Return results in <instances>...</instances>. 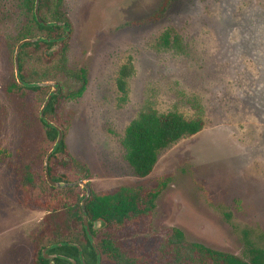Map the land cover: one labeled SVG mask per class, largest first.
Here are the masks:
<instances>
[{
	"label": "rangeland",
	"instance_id": "374dc122",
	"mask_svg": "<svg viewBox=\"0 0 264 264\" xmlns=\"http://www.w3.org/2000/svg\"><path fill=\"white\" fill-rule=\"evenodd\" d=\"M10 5L0 0V18ZM63 5L71 28L68 63L86 69L89 82L59 117L72 156L92 170L84 180L97 192L165 185L153 213L158 233L177 227L189 241L239 256L244 231L264 244V0ZM0 30V141L7 149L0 155V264H32V236L46 212L20 202L13 175L25 155L34 156L43 127L32 115V92L24 98L5 93L15 75L5 34L15 33L14 24L0 23ZM166 30L179 37V47L160 46ZM126 63L133 72L123 96L117 78ZM149 106L202 117L205 125L163 150L154 171L138 177L125 160L122 139ZM26 135L32 144L25 153Z\"/></svg>",
	"mask_w": 264,
	"mask_h": 264
},
{
	"label": "trees",
	"instance_id": "16d2710c",
	"mask_svg": "<svg viewBox=\"0 0 264 264\" xmlns=\"http://www.w3.org/2000/svg\"><path fill=\"white\" fill-rule=\"evenodd\" d=\"M10 11L0 18V23L14 24L15 33L5 34L8 53L13 63L17 44L24 38L44 36L57 37L66 33L63 26H45L38 22L34 12L35 0H11ZM64 0H40L39 11L45 21L68 22L64 11ZM12 9V12H11ZM155 15L153 19H158ZM70 26V24H69ZM4 31V30H0ZM68 39L59 42L39 41L22 45L19 55L21 77L25 81H58L60 89L55 93L45 110V115L64 129V139L55 149L49 160L51 176L56 180H90L91 168L75 159L65 142L67 127L60 120V111L67 100L80 97L86 90L89 79L86 69L72 67L68 63ZM58 45V48H52ZM160 46L172 48L180 46V39L170 30L161 36ZM50 53H48V51ZM133 72L131 63L124 64L117 78V85L123 96L127 94V79ZM7 95L33 93L32 115L43 127V133L36 140L34 156L25 155L24 162L15 169L14 186L20 202L30 209L45 211L43 224L32 236V264H72L66 258L46 259L43 249L59 242L80 244L87 264H97V252L93 247L83 221L81 202L86 189L77 186L56 188L50 185L45 176L44 159L58 137V131L40 117V108L51 90L46 87H26L17 82L14 72L11 82L5 86ZM3 113H0L2 119ZM32 116V118H33ZM33 118V120H34ZM0 119V135L3 130ZM202 117H187L172 110L160 112L153 106L141 111L128 125L122 139L125 160L138 177L150 175L158 162L160 153L182 138L193 136L204 128ZM26 135L23 142L25 153L32 144ZM7 149L0 141V155ZM14 169V166H13ZM91 186V183L88 182ZM165 185L134 189L120 186L115 189L92 192L86 201L88 220L93 239L101 254V264H264V244L254 241L250 232H243V255L211 248L200 242L187 240L184 232L170 227L164 234L154 229L153 213L156 200ZM92 187V186H91ZM97 220L105 222V227L95 229ZM49 252L63 253L74 257L78 264L80 250L73 245L52 248Z\"/></svg>",
	"mask_w": 264,
	"mask_h": 264
},
{
	"label": "water",
	"instance_id": "95a60500",
	"mask_svg": "<svg viewBox=\"0 0 264 264\" xmlns=\"http://www.w3.org/2000/svg\"><path fill=\"white\" fill-rule=\"evenodd\" d=\"M39 5H40V0H35V6H34V12H35V16L36 19L38 20L39 23H41L42 25L45 26H51V25H58V26H63L66 29V33L61 35V36H57V37H44V36H35V37H28V38H24L21 41H19V43L16 46L15 52H14V69H15V78L17 80V82L21 85H24L26 87H33V86H39V87H46V86H50L52 89L49 92V94L47 95L43 106L40 109V117L41 119L47 123L49 126L54 127L55 129H57L58 131V137L56 142L54 143L53 147L50 149V151L47 153L46 157H45V161H44V167H45V176L46 179L48 181V183L56 188H64L67 186H77L80 185L82 187H84L86 189V195L83 198L82 202H81V207H82V211H83V221H84V226L87 232V235L93 245V247L95 248L96 252H97V264H101V254L100 251L98 249V247L96 246V243L93 239L92 233H91V227H90V223L88 220V213H87V209H86V201L88 200V198L91 195L92 192V188L91 186L88 184V182L84 179L78 180V181H61V180H56L54 179L51 174H50V170H49V160L51 155L54 153L55 149L61 144V142L64 139V130L58 126L55 122H53L52 120H50L46 115H45V110L47 108V106L49 105L53 95L55 93H57L60 89V84L58 83V81H52V80H47V81H25L22 79L21 77V70H20V62H19V55H20V50L23 44L25 43H35V42H39V41H46V42H59L63 39H66L67 37L70 36L71 33V28L69 26L68 23L66 22H62V21H45L41 15H40V11H39ZM57 48V45H55L52 50H55ZM51 50L48 51V53H50ZM95 228H102L103 226H105V222L102 220H97L94 222L93 225ZM63 245H73L79 248L80 250V257H81V261L83 264H87L85 259H84V254H83V250L82 247L80 246V244L75 243V242H59V243H54L51 244L49 246H47L46 248L43 249V256L45 258H50L55 256L54 254H49L48 251L54 247H59V246H63ZM70 261L73 262V264H77V261L74 258H68Z\"/></svg>",
	"mask_w": 264,
	"mask_h": 264
},
{
	"label": "flooded vegetation",
	"instance_id": "af4514ba",
	"mask_svg": "<svg viewBox=\"0 0 264 264\" xmlns=\"http://www.w3.org/2000/svg\"><path fill=\"white\" fill-rule=\"evenodd\" d=\"M51 250V249H50ZM49 250V251H50ZM48 251V253L49 254H54L55 256H53V257H50V258H46V259H54V258H56V257H62V258H66V259H68V258H74V257H71V256H68V255H65V254H63V253H53V252H49ZM33 259V258H32ZM75 259V258H74ZM80 259H81V257H80ZM69 260V259H68ZM76 260V259H75ZM70 261V260H69ZM77 261V260H76ZM72 262V261H71ZM72 264H73V262H72ZM77 264H78V261H77Z\"/></svg>",
	"mask_w": 264,
	"mask_h": 264
}]
</instances>
